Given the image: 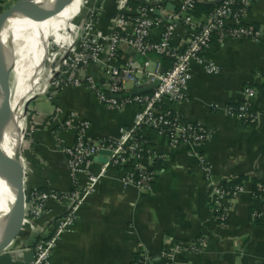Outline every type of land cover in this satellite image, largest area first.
<instances>
[{
  "label": "crops",
  "instance_id": "1",
  "mask_svg": "<svg viewBox=\"0 0 264 264\" xmlns=\"http://www.w3.org/2000/svg\"><path fill=\"white\" fill-rule=\"evenodd\" d=\"M181 1L163 0V5L174 11ZM139 5L140 0H107L100 5L97 30L111 33L119 16L134 13ZM93 6H98L94 0H77L67 15L69 20L55 41L60 52L53 62L58 58L59 63L52 71L62 70L67 51L79 47L80 28ZM246 23L262 29L261 40H215L205 51L203 63L191 65L187 99L167 106L183 120L202 125L209 133L208 142L169 149L155 133L143 132L152 151L167 155L157 170L153 191L144 194L134 187H123L121 171L109 167L93 195L78 210L74 225L62 236L51 257L53 264H133L141 255H146L150 264H164L162 255L169 242L191 243L199 238L205 239L201 252L182 251L173 257L172 264H264V222L252 219L250 195L255 184L264 185V0L255 2ZM161 33L155 28L152 40L157 41ZM120 58L118 64L124 65L138 56L123 48ZM209 65L218 72H209ZM92 68L101 84L100 68ZM50 79V74L42 79L31 101L46 97L50 111L35 109L29 113L26 134L24 116L20 122L21 134L25 135L20 142L27 192L51 189L66 193L72 187L64 148L75 142V135L61 124L49 123L51 117L74 114L88 121V136L98 143L117 140L121 128L133 126L139 110L136 106L123 113L107 109L84 87H61L51 102L46 95ZM246 88L257 92L251 103L259 121L251 125H244L227 110L243 102ZM128 89L134 90L130 85ZM107 160L108 153L99 154L91 172L97 174ZM202 161L210 169V179L202 171ZM85 180L81 177L82 183ZM240 181L248 192L228 203L227 225L222 226L211 214V184ZM65 210V205L49 202L39 227L52 232ZM32 243L31 219L25 214L8 251L15 260L30 261Z\"/></svg>",
  "mask_w": 264,
  "mask_h": 264
},
{
  "label": "built area",
  "instance_id": "2",
  "mask_svg": "<svg viewBox=\"0 0 264 264\" xmlns=\"http://www.w3.org/2000/svg\"><path fill=\"white\" fill-rule=\"evenodd\" d=\"M94 1L98 6L88 10L86 23L80 28L79 47L67 51L62 70L51 71L47 99L54 101L58 90L64 86L84 87L91 90L107 109L123 113L136 106L139 110L133 126L121 128L117 140L98 143L88 136L90 123L74 114L49 119V123L61 124L62 128L74 132L75 142L64 148L72 187L66 193L51 189L25 191V214L31 219L33 237V256L27 264H53L51 257L62 236L74 225L78 210L93 195L109 167L121 171L123 187H134L144 194L153 191L157 170L152 166L155 161L161 163L167 155L152 151L143 132L155 133L169 149L205 145L209 140L208 131L200 124L187 122L173 114L167 106L187 99V87L192 79L191 65L203 63L205 51L215 40L260 41L263 35L262 29L246 23L257 0H182L174 11L166 9L163 0H140L131 16L124 12L119 16L109 34L98 31L96 23L100 5L107 0ZM199 4L218 7L202 22L193 16L195 6ZM155 28L162 30L157 41L152 40ZM180 33L182 36L177 41ZM123 48L134 51L138 59L119 65ZM163 59L170 61L169 67L163 65ZM93 66L99 67L103 74L101 84L97 82ZM208 68L211 73L218 72L214 65ZM155 83L158 85L144 94L132 96L128 89V85L138 90ZM243 96V102L230 105L227 110L244 125H251L259 121L251 103L257 92L246 88ZM104 152L109 154L107 162L97 174L92 173L95 158ZM202 163V171L210 179V169L204 161ZM81 177H85V183ZM255 188L256 191L250 190V195L252 200H259L262 209L253 212L251 217L254 221L264 222V185L257 184ZM247 192V185L243 182L211 184L210 205L214 219L226 226L228 203ZM49 202L66 206L50 233L39 227ZM204 247L203 238L191 243L169 242L162 255L164 264H172L173 257L182 251L199 253ZM133 264H150V261L146 255H141Z\"/></svg>",
  "mask_w": 264,
  "mask_h": 264
},
{
  "label": "bare ground",
  "instance_id": "3",
  "mask_svg": "<svg viewBox=\"0 0 264 264\" xmlns=\"http://www.w3.org/2000/svg\"><path fill=\"white\" fill-rule=\"evenodd\" d=\"M76 2L77 0H66L59 7L51 6L44 8L26 18H11L3 31L2 39L6 49L2 59V67L5 74L4 79L0 81V99L3 100V108L8 123L3 148L11 155L17 152L20 144L21 121H19L18 117L22 105L25 102L26 96L32 93L40 83L45 58L48 54L47 49L51 28L57 23V20L52 18V14L58 10L57 14L69 15ZM21 43L25 44V48L19 54L18 51ZM16 69L23 74L22 85L11 101L8 96L7 79L9 71ZM0 167L1 172L6 173L11 179L12 175L5 169L1 156ZM10 200H13V195L9 190L5 178L0 175V237L2 233V219L9 211Z\"/></svg>",
  "mask_w": 264,
  "mask_h": 264
},
{
  "label": "water",
  "instance_id": "4",
  "mask_svg": "<svg viewBox=\"0 0 264 264\" xmlns=\"http://www.w3.org/2000/svg\"><path fill=\"white\" fill-rule=\"evenodd\" d=\"M66 0H52V1H44V0H18L11 6H7L5 14L0 19V81L4 79V69L2 67V59L5 53V45L3 43L2 34L3 31L8 24L9 20L14 17H28L33 15L35 12L48 8V7H59ZM159 15V13H156ZM164 72V70L162 71ZM158 83H155L153 86L143 89H134L131 92L132 96L138 94H144L152 91ZM32 98L25 104V110L28 111L29 105L31 104ZM8 129V123L5 115V111L3 108V100L0 99V156L5 165V169L7 172L12 175V178L1 172L0 167V175L5 178L9 190L13 195V200L9 201V211L3 217L1 223V237H0V264H27L29 261H18L13 259L12 255H10L8 249L14 243L22 220L25 215V189H24V166L21 156V146L17 149L13 155L9 154L3 148V142L5 133ZM109 155V154H108Z\"/></svg>",
  "mask_w": 264,
  "mask_h": 264
},
{
  "label": "rangeland",
  "instance_id": "5",
  "mask_svg": "<svg viewBox=\"0 0 264 264\" xmlns=\"http://www.w3.org/2000/svg\"><path fill=\"white\" fill-rule=\"evenodd\" d=\"M17 1L18 0H4L0 4V19L5 14L7 6L13 5ZM57 13H58V10L52 14V18L57 20V23L54 24L51 28V34L49 37L48 49H47L48 54H47V57L45 58L44 69H43V72H42V75L40 78V83L38 86H40V84L42 83V79L44 77L46 78V76L48 74H50V77H52L51 71L55 70L54 68L57 67V66H54V64L59 63V62H57L58 58L53 62L54 57L57 56L58 52H60L59 46H57L55 43L57 42V36L60 34V31L63 29V27L66 26L69 19H68V16H66L64 14H57ZM58 25H60V26H58ZM24 48H25V44L21 43L19 51H18L19 54H21L23 52ZM22 78H23V74L18 69L14 70V71L10 70L8 73L7 90H8V96H9L11 101L14 99L16 92L21 88ZM38 86L33 90L32 93H30L28 96H26L25 102L23 104L24 107L22 105V109H21V112H20L19 117H18L19 121H21L23 116H24V119H23V123H24V127H25L24 134H26L25 130L29 127V120H30L29 113H31L35 109L37 111H39L40 113H46V112H49L51 109V105L46 100V97L45 98L39 97L37 100L33 101L30 104L28 111L25 110L26 102L32 98V96L35 94V91L38 88ZM24 134H21V136L22 135L25 136ZM20 146H21V142H20Z\"/></svg>",
  "mask_w": 264,
  "mask_h": 264
},
{
  "label": "trees",
  "instance_id": "6",
  "mask_svg": "<svg viewBox=\"0 0 264 264\" xmlns=\"http://www.w3.org/2000/svg\"><path fill=\"white\" fill-rule=\"evenodd\" d=\"M4 0H0V4L3 2ZM218 7V5H213V4H199L197 6H195L194 11H193V16L200 20V21H204L205 17L209 16L216 8ZM163 65L165 67H169L170 65V61L167 59H163ZM160 167V162L159 161H155L152 169L153 170H158ZM240 183H242V181H240ZM257 184L254 185L253 189L254 191H256V186ZM253 202V208L251 210V215L253 214V212H260L261 211V205L258 199L252 200ZM256 222L259 223L258 220H256Z\"/></svg>",
  "mask_w": 264,
  "mask_h": 264
}]
</instances>
